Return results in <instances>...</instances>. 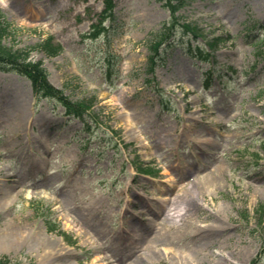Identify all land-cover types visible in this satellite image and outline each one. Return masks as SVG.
<instances>
[{
  "label": "rangeland",
  "instance_id": "rangeland-1",
  "mask_svg": "<svg viewBox=\"0 0 264 264\" xmlns=\"http://www.w3.org/2000/svg\"><path fill=\"white\" fill-rule=\"evenodd\" d=\"M187 1L181 23L202 36L177 27L149 83L147 41L170 19L157 0H115L126 28L111 43L84 37L100 0H0L20 47L63 45L33 53L51 82L95 102L84 126L0 71V233L58 241L50 257L5 243L0 259L134 264L154 238L158 256L138 264H250L264 249V0ZM218 36L232 39L201 59L196 46ZM177 200L191 211L175 217Z\"/></svg>",
  "mask_w": 264,
  "mask_h": 264
},
{
  "label": "trees",
  "instance_id": "trees-1",
  "mask_svg": "<svg viewBox=\"0 0 264 264\" xmlns=\"http://www.w3.org/2000/svg\"><path fill=\"white\" fill-rule=\"evenodd\" d=\"M171 11L172 16L176 19V12L182 8L185 4L184 0H159ZM106 9L103 15L105 18L112 16V9L114 7L112 0H104ZM103 19V20H104ZM113 21V20H112ZM176 21V20H175ZM103 23V22H102ZM107 28L99 24L94 27L91 37L95 38L99 36L102 32L106 33ZM111 28H108V33H110ZM15 29L6 20L5 15L0 10V69L4 71H14L21 75L27 77L32 84L33 91L38 100L42 98H49L58 100L66 106L69 113H73L77 116L82 117L83 111L89 107L87 102L72 103L64 96V92L54 88L49 82V74L47 70L43 67L41 62H35L31 59L33 50L36 47L30 48H15L14 46H8L6 40L10 37L16 38ZM160 42H156L152 46L153 55L149 59V71L153 72L154 67L158 63L161 55L159 54L158 47ZM40 50H43L47 55H56L61 50L60 44H54L51 38L44 39L38 46ZM6 262L0 261V264H5Z\"/></svg>",
  "mask_w": 264,
  "mask_h": 264
},
{
  "label": "bare ground",
  "instance_id": "bare-ground-1",
  "mask_svg": "<svg viewBox=\"0 0 264 264\" xmlns=\"http://www.w3.org/2000/svg\"><path fill=\"white\" fill-rule=\"evenodd\" d=\"M16 119H18V118H16ZM170 173H171V171L169 169H167V171L165 172V174H167V175H169ZM189 205H190V203L188 201L177 200L171 206L170 211L174 212L173 214L176 215L175 217H179L181 215L184 216L189 211H191V209H188ZM217 219H219V215L216 216V220ZM158 226H159V224H157V227ZM162 229H164V227H162ZM30 232L31 231H29V233H26V232H20V231L12 230V231H9L8 234L0 233V246H2L5 243H10V242L19 243V242H21L22 240L25 239V242H27L30 246H32V247H36L37 246L39 248H42L43 250H45L46 256L50 257L52 253L50 254L48 249L55 248V246L57 245L58 241L57 240L56 241H52V242L51 241H46L39 232L36 235H34V236H31ZM196 235L198 237H200L198 234H196ZM201 238H202V240L204 239V237H201ZM156 239L157 238H154L151 242L156 243L155 242ZM153 243H150L146 247L145 250H143V248H144L143 245L139 246V248L137 249V252L141 251V250L144 251V255L139 257V261H143L145 259H149V258H153V257H157L158 256V253H157L158 246L154 245ZM200 247L205 248V246L202 244V242L200 243ZM54 252L55 253H53V256L56 255V253H57L55 250H54ZM112 258L115 259V256H112ZM117 261L121 263V261L119 259H117ZM139 261L135 262L134 264H138Z\"/></svg>",
  "mask_w": 264,
  "mask_h": 264
}]
</instances>
